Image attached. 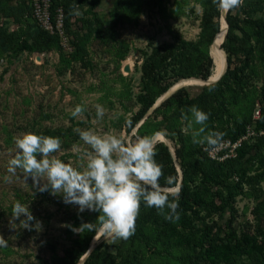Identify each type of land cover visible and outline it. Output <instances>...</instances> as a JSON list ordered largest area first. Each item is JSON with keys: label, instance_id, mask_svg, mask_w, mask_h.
<instances>
[{"label": "trees", "instance_id": "obj_1", "mask_svg": "<svg viewBox=\"0 0 264 264\" xmlns=\"http://www.w3.org/2000/svg\"><path fill=\"white\" fill-rule=\"evenodd\" d=\"M100 1L53 3L52 10L61 7L64 12V30L72 49L65 52L57 36L41 30L33 21L29 0H0V58L16 57L22 52L56 51L60 74L74 62L91 67L88 51L91 41L115 43L117 23L129 17L136 25L145 7L144 0H113L114 19L106 27L96 12ZM75 4L81 15L70 14ZM202 6L198 41H187L176 34L173 42L151 44L150 52H142V63L136 67L140 73L139 90L131 97L129 92L118 94L120 98L129 96L138 106L125 121L127 133L171 86L183 79L211 76L213 60L209 48L214 39L218 40L220 11L213 0H202ZM226 21L228 29L220 48L226 53L228 67L222 78L202 87L196 95L190 94L186 87L180 88L137 130L139 137L164 133L172 142L182 171L179 219L166 220L141 201L134 234L116 243H99L83 264H264V135L251 143H242L234 158L216 161L203 150L208 148L206 145L192 142L191 132L185 131L186 122L182 119V113L190 115L187 110L197 106L209 114L206 127L210 132L224 133L223 142L237 141L247 126L264 130V87L259 91L254 88L258 68L264 69V0H244L242 7L226 14ZM13 23L17 28L10 31ZM83 30L85 34L79 37L78 32ZM127 52L128 48L122 46L117 56L124 59ZM256 109L259 117L253 119ZM159 115L163 119L153 123ZM46 131L67 146L79 137L72 126ZM155 148L154 159L163 170L160 184L175 187L179 174L169 148L163 142L155 143ZM168 177L173 178V185L166 184ZM239 197L254 201L250 208L252 220L238 223L235 204ZM172 199L170 196V202ZM247 212L245 208L243 215ZM98 215L97 212L72 213L70 226L78 228L82 223H95ZM67 232L73 238L63 255L53 249L49 260H39L42 264H78L97 233L85 230L76 234L70 227Z\"/></svg>", "mask_w": 264, "mask_h": 264}, {"label": "rangeland", "instance_id": "obj_2", "mask_svg": "<svg viewBox=\"0 0 264 264\" xmlns=\"http://www.w3.org/2000/svg\"><path fill=\"white\" fill-rule=\"evenodd\" d=\"M144 2L145 7L143 6L136 25L129 17L122 23H117L115 43L102 44L98 40L91 41L88 45L91 67L74 62L65 73L60 74L56 51L32 54L22 52L16 57L0 58V236L7 241V247H0V264H42L39 260H49L53 249L62 256L64 249L69 246L70 238H73L67 232L71 224L69 216L78 213L77 206L63 203L61 195H52L50 190L37 192L32 187L31 178L25 183L22 170L18 169L16 175L8 173L9 161L14 158L17 151L16 138L24 133L49 136L46 133L47 129L54 131L70 126L74 131L91 130L101 135L107 133L131 139L139 137L136 127L144 123L150 115L127 133L125 121L137 111L138 106L129 96L120 98L118 94L129 92L131 97L139 90L140 73L136 67L139 68L142 63V52H150L151 44L154 46L173 42L176 34L187 41L199 40L203 14L202 0H144ZM113 5V0H101L96 9L106 27H109L114 19ZM223 20V13L220 12L218 40L209 48L211 58L213 49L217 48V62L221 71L218 76L225 69V54L220 48L224 39L218 47L219 35L224 30ZM9 27L10 31L15 30L17 24L13 23ZM224 28L226 30L225 21ZM78 33L79 37H82L85 30ZM122 46L128 48L124 59L117 56ZM126 66L129 67V71H124ZM121 76L127 80L123 81ZM256 81L254 88L259 91L264 87L263 67L258 68ZM181 84H184L193 95L198 94L202 88L198 82L192 85H186L184 82ZM77 105L82 106L84 112L82 116L73 117L72 111ZM96 105H101L105 109L102 118L96 116ZM162 119L163 116L159 115L153 123ZM208 132L210 130L206 127L205 134ZM155 135L157 133L153 137ZM162 136L172 146V142L164 133L156 136L155 143L164 140ZM90 151H92L90 146L79 136L71 146L61 142L60 150L53 155L62 162L82 170L87 164L86 153ZM175 167L177 169L176 165ZM180 184L178 180L175 187H180ZM16 201L29 204V210L35 220L42 223L40 231H29L17 226L19 220L13 221L16 225L9 224L12 206ZM253 206L254 201L250 199L245 197L237 199L235 207L238 211V223L252 220L250 208ZM245 208L248 212L244 216ZM85 212L90 213L87 210ZM97 233V243L101 239V242L113 243Z\"/></svg>", "mask_w": 264, "mask_h": 264}, {"label": "clouds", "instance_id": "obj_3", "mask_svg": "<svg viewBox=\"0 0 264 264\" xmlns=\"http://www.w3.org/2000/svg\"><path fill=\"white\" fill-rule=\"evenodd\" d=\"M213 3L220 12L227 14L242 7L244 0H213ZM78 8L75 4L70 14L81 15ZM83 112L84 108L77 105L72 116H82ZM187 112L190 115L182 113V119L186 122L185 131L191 132L192 142L206 145L209 150L219 147L224 133L205 134L209 114L195 105ZM104 113L105 109L96 105L97 118H102ZM76 131L92 150L86 153L87 164L82 170L53 155L61 148L59 137L24 133L15 140L17 151L9 161L8 173L16 175L18 169L22 170L25 183L31 178L32 187L37 192L50 190L52 195H61L63 203L77 206L78 213L86 210L99 213L95 223H82L78 228L68 226L76 234L85 230L99 232L113 243L129 239L135 232L141 201L156 209L166 220L179 219L180 189L160 184L163 170L154 159L157 154L154 137L131 139L107 133L101 135L91 130ZM173 182L172 177L166 180L169 186ZM170 196L173 198L171 202ZM16 220H19L17 226L23 229H42V223L36 221L30 212L29 204L14 203L9 224L16 225L13 223ZM0 247H7L2 236Z\"/></svg>", "mask_w": 264, "mask_h": 264}, {"label": "built area", "instance_id": "obj_4", "mask_svg": "<svg viewBox=\"0 0 264 264\" xmlns=\"http://www.w3.org/2000/svg\"><path fill=\"white\" fill-rule=\"evenodd\" d=\"M59 0H29L31 8V16L37 26L59 38L63 51L70 52L72 49L69 44V38L64 30V12L61 7H56L52 10L53 3ZM259 117V110L254 112L253 119ZM264 135V130L256 131L254 126H247L245 134L235 142L224 141L219 147L209 150L204 148L207 156L216 161H224L234 158L236 149L244 142L251 143L256 137Z\"/></svg>", "mask_w": 264, "mask_h": 264}, {"label": "water", "instance_id": "obj_5", "mask_svg": "<svg viewBox=\"0 0 264 264\" xmlns=\"http://www.w3.org/2000/svg\"><path fill=\"white\" fill-rule=\"evenodd\" d=\"M223 17H224V20H225V23H226V30H225V35L227 33V29H228V24H227V21H226V14L223 13ZM216 38V36H215ZM225 54V57H226V66H225V69L223 71V73L217 78V79H214L212 80L211 77H209L208 79H201V78H191L193 80H197L201 83V86H208V85H211V84H214L216 82H218L222 76L225 74L226 70H227V67H228V63H227V56H226V53L224 52ZM124 71H129V67L126 66L124 68ZM187 80V79H186ZM182 81H185L184 79ZM179 83V84H178ZM185 86H183L180 81L177 82L176 84H174L173 86H171L164 94H162L157 100L156 102L154 103V105L147 111L146 115L144 116V118H147L149 115L152 114V112L158 108L165 100H167L168 98H170L177 90H179L180 88H183ZM140 126V124L136 127V130L138 129V127ZM158 135H161V134H158ZM157 135L154 136V141L157 140ZM164 138V137H163ZM161 142H163L165 145H167V147L169 148V151L171 152L172 154V157L175 161V165L177 166V169H178V172L180 174V179H179V184L182 180V172L176 162V157H175V154H174V150L171 146V144L169 143L168 140H166L164 138V140H161ZM179 188V187H178ZM98 234V233H97ZM97 234L96 236L93 238L91 244H90V247L88 249V251L86 252V254L79 260L78 264H83L84 261L86 260V258L89 256V254L92 252V250L102 241V239L99 241V243L96 242V240L98 239L97 238Z\"/></svg>", "mask_w": 264, "mask_h": 264}, {"label": "bare ground", "instance_id": "obj_6", "mask_svg": "<svg viewBox=\"0 0 264 264\" xmlns=\"http://www.w3.org/2000/svg\"><path fill=\"white\" fill-rule=\"evenodd\" d=\"M224 18V17H223ZM224 21L225 20H223L222 21V26H223V29L224 30H222L221 31V35H219V43H218V47H219V45L222 43V41H223V39H224V36H225V28H224ZM226 24V23H225ZM215 40L216 39H214V42H213V44L215 43ZM212 59H213V64H214V67H213V71H212V74H211V79L212 80H214V79H217L219 76V73L221 72L220 71V66H219V64H218V62H217V48H214L213 49V51H212ZM225 66H226V57H225ZM223 72V71H222ZM189 80H191V82H187V81H189ZM194 81V82H193ZM185 83L186 85H192V84H194L195 82H198L199 83V86H201V83L199 82V81H197V80H193V79H185V81H180V83ZM179 84V83H178ZM183 86H184V84H182ZM197 86V85H196ZM163 137V136H162Z\"/></svg>", "mask_w": 264, "mask_h": 264}]
</instances>
